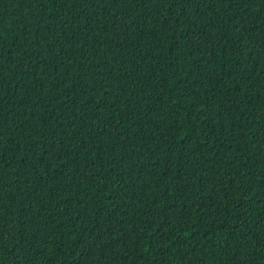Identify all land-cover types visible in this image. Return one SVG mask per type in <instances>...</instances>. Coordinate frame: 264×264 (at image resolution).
Returning a JSON list of instances; mask_svg holds the SVG:
<instances>
[{
  "label": "trees",
  "instance_id": "trees-1",
  "mask_svg": "<svg viewBox=\"0 0 264 264\" xmlns=\"http://www.w3.org/2000/svg\"><path fill=\"white\" fill-rule=\"evenodd\" d=\"M0 264H264V0H0Z\"/></svg>",
  "mask_w": 264,
  "mask_h": 264
}]
</instances>
